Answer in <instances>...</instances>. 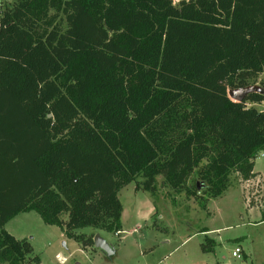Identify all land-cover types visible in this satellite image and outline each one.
<instances>
[{"label":"trees","instance_id":"trees-1","mask_svg":"<svg viewBox=\"0 0 264 264\" xmlns=\"http://www.w3.org/2000/svg\"><path fill=\"white\" fill-rule=\"evenodd\" d=\"M262 74L264 0L1 8L0 263L39 264L27 240L3 229L19 214L34 212L95 252L94 236L76 231L120 233L117 195L132 182L153 195L161 177L204 207L232 174L253 178L264 152V109L253 106L264 105V77L241 102L228 92ZM194 174L201 190L188 185ZM205 240L210 253L215 243Z\"/></svg>","mask_w":264,"mask_h":264},{"label":"rangeland","instance_id":"rangeland-1","mask_svg":"<svg viewBox=\"0 0 264 264\" xmlns=\"http://www.w3.org/2000/svg\"><path fill=\"white\" fill-rule=\"evenodd\" d=\"M13 1L0 0V9ZM171 1L176 4L180 0ZM263 77L260 75L251 87L260 91ZM253 106L264 109L263 104ZM254 163L261 176L242 180L232 174L227 191L218 198L203 199L204 207L194 197L171 191L161 177L153 195L130 183L117 195L122 206L120 233L90 228L76 231L100 236L110 246V255L83 249L58 228L45 225L34 212L17 215L3 229L17 240H27L39 264H264V222L260 217L264 209V152L258 153ZM194 182L202 185L195 174L188 185ZM206 238L215 243L210 253L201 248ZM237 246L244 249L247 258L242 251L239 259L232 257Z\"/></svg>","mask_w":264,"mask_h":264},{"label":"water","instance_id":"water-1","mask_svg":"<svg viewBox=\"0 0 264 264\" xmlns=\"http://www.w3.org/2000/svg\"><path fill=\"white\" fill-rule=\"evenodd\" d=\"M259 91L258 88L254 87H248L245 89H235V90H230L228 92V97L235 102H241L244 97L250 93V92H255ZM50 117V116H48ZM197 188H200V185L197 184ZM93 242H94V247L98 250H101L102 252L106 253L107 255L112 254V251L110 249V246L98 235L93 237Z\"/></svg>","mask_w":264,"mask_h":264},{"label":"built area","instance_id":"built-area-1","mask_svg":"<svg viewBox=\"0 0 264 264\" xmlns=\"http://www.w3.org/2000/svg\"><path fill=\"white\" fill-rule=\"evenodd\" d=\"M231 255H232V257L239 259L241 257L240 256L241 255V249L238 248V247L234 248V250H233V252H232ZM58 259L61 260L60 261L61 263L62 262H65V259L64 258L59 257Z\"/></svg>","mask_w":264,"mask_h":264},{"label":"crops","instance_id":"crops-1","mask_svg":"<svg viewBox=\"0 0 264 264\" xmlns=\"http://www.w3.org/2000/svg\"><path fill=\"white\" fill-rule=\"evenodd\" d=\"M254 165H255V163H254ZM253 174L254 175H256L255 177H259V176H261L260 174H257V172L255 171V166H254V168H253ZM263 175V174H262ZM258 216H259V214H258ZM239 239V238H238ZM238 248H240L239 246H237ZM236 248V247H235ZM241 249V251L244 253V256L247 258L248 257V255L245 253V251H244V249L241 247L240 248ZM245 258V259H246ZM243 264H246V262H243Z\"/></svg>","mask_w":264,"mask_h":264}]
</instances>
